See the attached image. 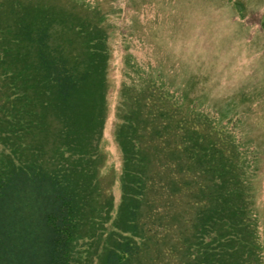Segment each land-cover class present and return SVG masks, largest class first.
Segmentation results:
<instances>
[{
	"label": "trees",
	"instance_id": "16d2710c",
	"mask_svg": "<svg viewBox=\"0 0 264 264\" xmlns=\"http://www.w3.org/2000/svg\"><path fill=\"white\" fill-rule=\"evenodd\" d=\"M15 14L20 20L0 37L9 46L0 61L8 73L0 82V145H8L0 151V264H81L78 246L93 249L113 208L112 196L101 199L97 186L109 48L103 30L82 18L73 26L84 38L85 55L73 41L57 40L56 31L51 44L52 23L62 29L68 17L18 7ZM167 84L162 75L150 79L118 125L122 222L112 225L107 244L80 255L86 264L96 258L97 264H167L160 249L153 259L151 252L171 234L178 246L169 256L176 264H264L247 151L227 123ZM86 93L94 95L87 113ZM45 128H51L50 141L37 143ZM154 191L186 197L191 214L166 211L180 221L164 223L163 236L143 247L138 229L165 215L157 209L137 222L143 203H154Z\"/></svg>",
	"mask_w": 264,
	"mask_h": 264
},
{
	"label": "rangeland",
	"instance_id": "374dc122",
	"mask_svg": "<svg viewBox=\"0 0 264 264\" xmlns=\"http://www.w3.org/2000/svg\"><path fill=\"white\" fill-rule=\"evenodd\" d=\"M0 2H4L3 7L0 3V37L8 33L6 28L14 29V25L18 23L16 19L20 20L15 14V7L20 8L23 13L49 10L54 16L71 19L62 29L59 24L52 23L51 44L54 45L57 38L65 44L73 41L79 47L81 55L86 54L84 38L76 34L73 19L82 18V21L92 22L104 32L105 46L109 48V52L104 77L105 88L102 90L104 121L98 142L101 158L97 163V186L101 199L112 196L113 208L106 223L107 232L104 229L99 231L100 235L93 249L107 244L108 233L113 235L112 225L116 227L119 220L122 222L119 206L123 195L124 153L116 137L118 125L129 112L133 98L140 93V89L150 79L158 80L162 75L171 90L184 92L191 101L194 98L193 102L217 123L222 121L224 126L227 123L236 142L241 146V151H247L252 169L248 177L259 219L258 230L264 256V0ZM54 31L58 33L57 38L53 35ZM6 47L9 46L0 43V61L5 57L3 49ZM9 54L12 55L11 52ZM3 68L0 65V82L6 78L5 74L8 75L3 72ZM80 69H83L81 65ZM1 90L0 104L4 99L2 87ZM83 99L87 113L94 95L86 93ZM53 121L60 129V122ZM55 125L51 128L55 129ZM51 128H45L39 134L37 143L50 141ZM7 148V144L0 145L1 152ZM21 156L23 157L17 152V157ZM169 193H149V198L154 203H143V208L138 211L137 222L142 223L148 212L157 209H161L163 214L169 211L170 214L183 218L190 215L187 198L181 195L171 196ZM169 213H165L161 220L157 218L158 220L148 222L145 228L141 226L138 229L139 234L145 236L138 239L139 244L141 241L144 247L147 239H150V246L152 242L154 246L156 238L163 236L164 223L180 221L168 218ZM126 235H133L131 229L126 230ZM170 237L171 234L152 248L151 259L158 248L159 256L165 263H177L169 256V252L178 246L175 238ZM93 249L84 248L82 244L78 246L77 255L81 264L86 262L80 252L86 255ZM101 251L97 250L98 257ZM154 262L162 264L159 259H154ZM97 263L98 258L95 259V264Z\"/></svg>",
	"mask_w": 264,
	"mask_h": 264
}]
</instances>
